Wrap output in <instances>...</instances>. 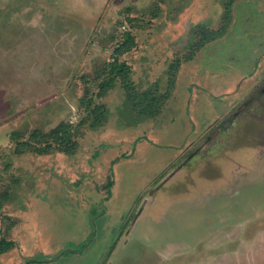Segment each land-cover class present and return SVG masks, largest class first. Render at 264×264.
<instances>
[{
  "label": "rangeland",
  "instance_id": "obj_1",
  "mask_svg": "<svg viewBox=\"0 0 264 264\" xmlns=\"http://www.w3.org/2000/svg\"><path fill=\"white\" fill-rule=\"evenodd\" d=\"M203 32L221 35L186 62ZM115 60L156 118L120 79L99 97ZM258 91L264 0H0V264H264V112L229 129ZM197 148L213 166L171 177Z\"/></svg>",
  "mask_w": 264,
  "mask_h": 264
},
{
  "label": "trees",
  "instance_id": "obj_2",
  "mask_svg": "<svg viewBox=\"0 0 264 264\" xmlns=\"http://www.w3.org/2000/svg\"><path fill=\"white\" fill-rule=\"evenodd\" d=\"M232 1V0H230ZM232 6V2H229L227 9L230 10ZM202 35V36H201ZM221 34L219 32L215 34H207L203 32L202 34L198 35L200 41L198 44L192 45V50L185 57L186 62H191L195 59L196 52L204 48L207 44L216 41V39ZM127 39L126 42L119 48L117 53L119 55L125 54L130 51V44L132 43V38L130 35H126ZM182 60L178 59L171 65V73L169 76V85L168 91L162 97V102L168 100L170 98V93L175 90L177 75L181 68ZM131 68L126 63L118 62L115 60L113 63L109 65V74L108 78L100 84V94L99 97L103 98L107 95V93L112 89V87L116 84L117 80H121V85L125 90L126 97L130 106L136 110L139 115L144 118L152 119L156 118L159 115V99L155 96H152L151 92H138L131 81ZM101 106H97L92 114L95 115V120L93 122V126L96 128H100L104 126L106 119L102 118V113L100 112ZM89 118L91 115H88ZM88 118V119H89ZM60 151L65 153L66 155H72L75 153L77 148V142L73 140V135L70 131V126L65 124H60L58 127L53 129L49 134ZM36 138V137H34ZM50 147V146H49ZM15 247V243L11 240H8L6 237L3 236L2 231L0 229V255H5L10 253Z\"/></svg>",
  "mask_w": 264,
  "mask_h": 264
},
{
  "label": "crops",
  "instance_id": "obj_3",
  "mask_svg": "<svg viewBox=\"0 0 264 264\" xmlns=\"http://www.w3.org/2000/svg\"><path fill=\"white\" fill-rule=\"evenodd\" d=\"M254 93V92H253ZM245 105H246V109H245V111L242 113V114H239V115H237L236 117H235V115L233 116V118L231 119L232 121H229V125H230V127H229V129H231L233 126H235V123L237 122V121H239V120H241L242 119V117H245V119L246 118H248V117H246V116H248V115H251V113H252V109L254 108V107H256V105H257V107H258V110L256 111V113L254 114V116L256 115V114H259V113H261V112H264V91H258L257 93H255V94H253L252 96H249L248 97V100L246 99V103H245ZM261 111V112H260ZM262 118H264V117H262ZM224 129L226 128V126H224L223 127ZM217 131H219L218 129H217ZM210 145L209 143H206V144H203V145H200V147H204V146H206V145ZM199 151H200V148H197L196 149V152L194 151V155H193V157L191 158V160L189 161V163L188 164H184L183 166H181L180 167V169L177 171V172H175L173 175H171V177H173V176H176L178 173H179V175H181L182 174V170H184V169H186V168H188L189 167V165H190V163L192 162V161H194L195 159H197V161H198V166L199 165H201V164H203V165H205V163L206 162H208V161H210V163H209V165H208V168L209 167H211V166H213V163H212V160H214L212 157H210V154L212 153V152H208V153H206V155H200L199 156ZM220 153V152H219ZM216 156V155H215ZM221 156V155H220ZM214 157V156H213ZM198 158H200V159H198ZM191 168H193V167H191ZM170 177V178H171ZM143 210V209H142ZM114 250V249H113Z\"/></svg>",
  "mask_w": 264,
  "mask_h": 264
},
{
  "label": "water",
  "instance_id": "obj_4",
  "mask_svg": "<svg viewBox=\"0 0 264 264\" xmlns=\"http://www.w3.org/2000/svg\"><path fill=\"white\" fill-rule=\"evenodd\" d=\"M226 126V125H225Z\"/></svg>",
  "mask_w": 264,
  "mask_h": 264
}]
</instances>
